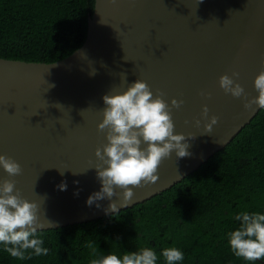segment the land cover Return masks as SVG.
Instances as JSON below:
<instances>
[{"label":"water","instance_id":"95a60500","mask_svg":"<svg viewBox=\"0 0 264 264\" xmlns=\"http://www.w3.org/2000/svg\"><path fill=\"white\" fill-rule=\"evenodd\" d=\"M262 70L264 0H95L86 40L69 56L51 63L0 57V154L23 169L10 177L0 166V182L14 180L24 198L39 203L45 229L144 202L206 163L259 112L255 105V111L246 109L243 97L225 93L220 77L239 72L236 79L252 99ZM137 79L170 106L173 98L183 100L180 108H171L172 119L176 133L194 135L188 139L191 155L178 159L174 150L161 161L159 179L135 188L128 205L117 188L111 201L89 206L88 197L102 187L94 168L100 162L96 149L108 143L98 129L103 96L124 91ZM213 115L219 120L207 133Z\"/></svg>","mask_w":264,"mask_h":264},{"label":"trees","instance_id":"16d2710c","mask_svg":"<svg viewBox=\"0 0 264 264\" xmlns=\"http://www.w3.org/2000/svg\"><path fill=\"white\" fill-rule=\"evenodd\" d=\"M94 8L95 0H0V57L51 63L69 56L85 42ZM242 211L264 214V109L171 188L102 218L38 230L46 256L20 260L0 244V264H92L143 247L157 252V264H166L161 252L170 247L184 253L177 264H264L231 251L228 234Z\"/></svg>","mask_w":264,"mask_h":264},{"label":"clouds","instance_id":"9594fccd","mask_svg":"<svg viewBox=\"0 0 264 264\" xmlns=\"http://www.w3.org/2000/svg\"><path fill=\"white\" fill-rule=\"evenodd\" d=\"M238 77L239 72L235 71L231 76L222 75L220 87L233 97H243L246 109L255 111L254 105L264 109V70L255 78L258 95L252 99H247L244 87L236 79ZM125 82H128L127 79ZM201 95L211 96V93L202 91ZM103 101L106 107L102 109L104 118L98 129L106 132L108 143L103 149H96V157L100 162L94 167L102 187L88 197L87 204L91 206L105 198L111 201L112 197L118 195L116 189L119 188L122 189L123 205H128L135 188L154 184L159 179L161 161L171 156L174 150L178 159L191 155L188 139L194 138V135L185 136L174 131L171 108H180L183 100L173 98L170 106L162 94L154 96L150 85L143 79L128 84L124 91L105 94ZM208 112V106L204 105L202 115L205 119L208 118ZM218 120L215 115L210 118L205 124L207 133H211ZM200 123L201 120L197 119L196 125ZM143 144L147 146L142 147ZM0 166L10 177L20 175L23 171L21 165L6 154H0ZM58 187L66 190L67 185L61 183ZM109 208L115 211L118 204L112 201ZM39 209L38 202L30 201L20 194L14 180L0 182V244L11 257L25 260L33 255H48L49 248L43 246L44 240L37 235L38 230L46 228L45 221L40 219ZM234 219L240 225L228 234L232 253L248 262L264 260V214L242 211L235 214ZM88 247L92 248L95 255L96 247L91 243ZM161 255L166 264H177L184 260V253L176 247L163 249ZM157 260L158 255L153 248L143 247L125 252L122 257L115 253L108 254L93 260L92 264H157Z\"/></svg>","mask_w":264,"mask_h":264}]
</instances>
